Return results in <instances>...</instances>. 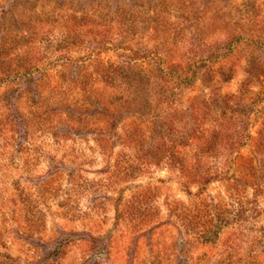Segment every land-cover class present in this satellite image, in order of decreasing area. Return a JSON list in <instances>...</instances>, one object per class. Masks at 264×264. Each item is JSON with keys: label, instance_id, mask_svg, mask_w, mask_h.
<instances>
[{"label": "rangeland", "instance_id": "374dc122", "mask_svg": "<svg viewBox=\"0 0 264 264\" xmlns=\"http://www.w3.org/2000/svg\"><path fill=\"white\" fill-rule=\"evenodd\" d=\"M0 264H264V0H0Z\"/></svg>", "mask_w": 264, "mask_h": 264}]
</instances>
